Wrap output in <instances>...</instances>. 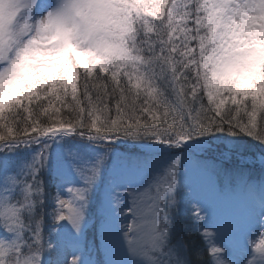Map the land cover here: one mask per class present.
Segmentation results:
<instances>
[{"label": "snow or ice", "instance_id": "1", "mask_svg": "<svg viewBox=\"0 0 264 264\" xmlns=\"http://www.w3.org/2000/svg\"><path fill=\"white\" fill-rule=\"evenodd\" d=\"M0 264H264V0H0Z\"/></svg>", "mask_w": 264, "mask_h": 264}]
</instances>
